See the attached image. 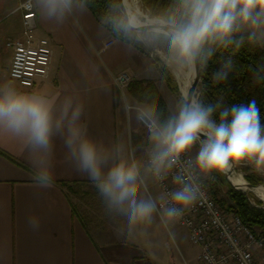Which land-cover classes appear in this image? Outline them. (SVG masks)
Returning <instances> with one entry per match:
<instances>
[{"label": "clouds", "instance_id": "clouds-1", "mask_svg": "<svg viewBox=\"0 0 264 264\" xmlns=\"http://www.w3.org/2000/svg\"><path fill=\"white\" fill-rule=\"evenodd\" d=\"M85 2L34 0V7L43 18L63 23ZM103 22L148 50L162 46L171 65L182 70L185 91L163 119L156 103L126 104L129 116L134 112L137 123L147 129L150 147L142 165L134 156L123 157L122 147L113 156L91 139L80 123L83 105L71 96L57 102L43 92L0 84V137L23 143L33 182L43 188L53 185L51 160L59 138L67 150L66 161L86 174L107 208L124 216L130 227L151 225L158 216L171 232L203 198V182L216 177H240L239 190L253 191L264 200V191L251 189L239 171L247 166L264 177V123L255 100L227 105L222 99L206 101L207 89L192 87L217 50H238L245 42L264 49V0H176L173 11L161 14H148L140 0H112ZM231 68L229 56L213 78L227 80ZM261 73L264 65L255 73L257 83L264 81ZM142 172L160 183L171 175L173 187L146 196ZM30 223L38 226L37 218Z\"/></svg>", "mask_w": 264, "mask_h": 264}, {"label": "crops", "instance_id": "crops-1", "mask_svg": "<svg viewBox=\"0 0 264 264\" xmlns=\"http://www.w3.org/2000/svg\"><path fill=\"white\" fill-rule=\"evenodd\" d=\"M22 1L0 0V84L43 92L57 102L71 96L83 105L80 123L88 136L113 156L122 145L127 158L126 141L138 133L140 124L120 102L114 79L126 74L133 80H150L161 94L163 83V91L168 88L151 58L113 38L84 5L63 23L43 18L34 7L35 34L49 39L52 59L47 78L22 89L9 79L11 50L5 46L21 33L17 7ZM0 152L4 154L0 153V264H156L165 257L160 238L162 233L166 238L167 230L158 216L151 225L130 227L124 216L115 213V222L109 228L102 226L104 214L114 212L98 211L84 190L77 193L78 187L97 188L66 161L67 150L59 138L51 160L54 182L47 188L33 182L23 143L0 137ZM142 174L147 182L143 194L160 195L150 173ZM70 191L85 196L89 206H83L90 214L83 217ZM30 218H37L38 226Z\"/></svg>", "mask_w": 264, "mask_h": 264}, {"label": "trees", "instance_id": "trees-1", "mask_svg": "<svg viewBox=\"0 0 264 264\" xmlns=\"http://www.w3.org/2000/svg\"><path fill=\"white\" fill-rule=\"evenodd\" d=\"M111 2L112 0H86L83 5L113 38L132 46L143 55L150 57L169 91L174 95H178L177 85L172 75L169 73L168 69L161 64L159 58H152L149 54V50L143 45L135 41L123 39L122 36L115 33L107 23L103 22V18ZM140 2L142 8L148 14L171 12L176 6V0H140ZM160 47L166 52L162 46ZM229 56L232 59V68L228 72L227 80L217 82L213 78V74L219 70L223 59ZM262 65H264V50L262 48L252 47L246 42L238 50H217L216 54L208 62L207 68L199 71L201 80L199 88L207 89L203 98L206 101L212 102L222 99L226 105L246 104L251 100H255L260 110L262 123H264V81L257 83L255 77V73ZM261 75H264V73H261ZM125 92L135 103H156L162 114V119L170 114L157 87L150 80L131 79ZM130 143L136 147L148 146L147 130L145 134H132ZM245 180L254 186L263 183L262 178L253 174L245 175ZM218 182H223L227 186L224 198H220L218 190L215 188ZM208 185L213 199L227 213L237 216L242 224L251 231L258 232L264 236V208L260 206V201L256 200L254 203H251L249 194L233 189L226 182L224 177H216L215 180L210 179Z\"/></svg>", "mask_w": 264, "mask_h": 264}, {"label": "built area", "instance_id": "built-area-1", "mask_svg": "<svg viewBox=\"0 0 264 264\" xmlns=\"http://www.w3.org/2000/svg\"><path fill=\"white\" fill-rule=\"evenodd\" d=\"M17 9L21 11L22 29L18 37L5 42L11 50L8 76L20 88L29 89L35 81L47 78L52 50L48 38L35 34L33 0L20 2ZM130 80L126 74L114 79L124 102ZM155 182L161 194L173 187L171 175L163 183ZM203 192V198L178 222L186 229L189 242L198 247V259L203 264H264V236L251 231L237 216L227 213L213 199L205 181Z\"/></svg>", "mask_w": 264, "mask_h": 264}, {"label": "rangeland", "instance_id": "rangeland-1", "mask_svg": "<svg viewBox=\"0 0 264 264\" xmlns=\"http://www.w3.org/2000/svg\"><path fill=\"white\" fill-rule=\"evenodd\" d=\"M152 50L154 54L152 55L151 52H149L150 56L152 58L157 57L160 59L161 64H163L168 69L169 73L172 75L177 85L176 75L178 72L182 73V70H178L171 65L167 52L163 51V49L160 46L153 45ZM163 88H165L164 83L161 85V87H159V89L161 91V95L164 97V100L166 101L169 111L171 112L174 106L176 105V103L178 102V100L180 99V93H178V95H174L168 89H165V91H163L164 90ZM177 89H178V86H177ZM178 92H179V89H178ZM124 96H125L124 98H125L126 104L130 103L128 99H126L128 98L126 92L124 93ZM119 98H120V102L123 103V106H124L125 102L122 99L120 93H119ZM145 133H146L145 127L142 124H140L138 134H145ZM118 144L121 145V142L118 141ZM126 145L128 148V157H127L128 159H132L134 156V158L140 161L142 165L146 164L147 149L150 147L149 145L136 147V146H133L129 142V140L126 141ZM121 155L124 157V150L122 151ZM239 171H242L244 173V176H243L244 180H245V175L253 174V175H256L262 178L263 184H264V177L257 175L251 168L245 166L239 169ZM209 180L210 179L206 180L205 182L208 183ZM215 188L218 190V195L220 196V198H224L225 192L227 191L226 184L223 182L221 183L218 182L216 183ZM75 190L77 191V193L84 190L87 194L86 198L88 199V201L90 200L89 201L90 203L91 202L97 203L98 211L104 210L103 212L105 213L106 210L108 209L105 203L103 202L102 198L100 197L99 193L97 192V189L92 188V187H85V188L78 187ZM246 194H249V200L251 203H254L256 200L260 201L259 198L254 193L250 191H246ZM70 196L73 199V202L75 206L79 209V211H81V213L83 212L82 213L83 215L86 213L88 214L91 213L90 209L88 210L84 209L83 205L87 203L85 196L81 197L79 196V194H75L72 191H70ZM86 205L87 207L89 206V204H86ZM260 206L264 208V205L262 202ZM107 215L104 214V219L103 221H100V222L102 223V226L105 225V227L109 228L113 224L112 222H115V212L114 214H111V215L107 214ZM83 217H85V215ZM111 218L113 219V221L111 220ZM165 234H166V238L164 236V233H162L160 240H162L163 251H165L166 255L165 257L162 258V260L157 261L156 264H203L197 257L198 247L189 242L187 231L184 227L180 226L177 223L175 224V226L171 228V232L166 231Z\"/></svg>", "mask_w": 264, "mask_h": 264}, {"label": "bare ground", "instance_id": "bare-ground-1", "mask_svg": "<svg viewBox=\"0 0 264 264\" xmlns=\"http://www.w3.org/2000/svg\"><path fill=\"white\" fill-rule=\"evenodd\" d=\"M182 74L183 73H177L176 75V79H177V86H178V89H179V93H182L185 91V88H186V81L184 79H182ZM229 180L230 182L237 186V187H241V183H240V177H236V176H229ZM244 180V179H243ZM255 190L257 191H264V189H258L257 187L254 188Z\"/></svg>", "mask_w": 264, "mask_h": 264}, {"label": "water", "instance_id": "water-1", "mask_svg": "<svg viewBox=\"0 0 264 264\" xmlns=\"http://www.w3.org/2000/svg\"><path fill=\"white\" fill-rule=\"evenodd\" d=\"M149 52H151V54L153 55L154 53H153V50H149ZM194 79H195V77H193ZM201 85V80H200V76H199V79L197 80V82L195 83V84H192V87H194V88H199V86ZM224 179L226 180V182L233 188V189H235V190H238V191H241V190H239V187H237V186H235V185H233L231 182H230V180H229V176H224ZM248 185H249V187L251 188V189H254V188H256L258 185H251V184H249L248 183ZM259 185H264L263 183L262 184H259ZM241 192H243V193H246V191H241ZM250 192H252L253 193V191H250ZM262 203H263V205H264V200H261V199H259Z\"/></svg>", "mask_w": 264, "mask_h": 264}]
</instances>
